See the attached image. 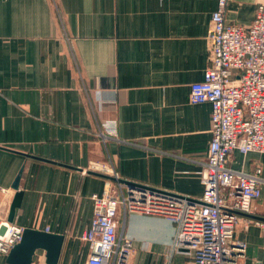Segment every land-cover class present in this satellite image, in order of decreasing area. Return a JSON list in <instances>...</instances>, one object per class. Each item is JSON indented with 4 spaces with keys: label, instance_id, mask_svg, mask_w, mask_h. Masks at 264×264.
I'll list each match as a JSON object with an SVG mask.
<instances>
[{
    "label": "crops",
    "instance_id": "crops-1",
    "mask_svg": "<svg viewBox=\"0 0 264 264\" xmlns=\"http://www.w3.org/2000/svg\"><path fill=\"white\" fill-rule=\"evenodd\" d=\"M262 1L229 0L226 22L250 24ZM216 2L0 0V221L63 234L57 264H85L89 247L79 236L93 216L90 196L108 183L84 170L90 160L198 200L211 105L188 94L209 65ZM103 123L114 127L104 142ZM229 166L262 170L251 221L239 220L234 239L246 245L237 264H264V226L252 221L264 218V153L235 150ZM117 220L134 246L131 264L142 252L165 253L173 239L163 217L120 209ZM33 260L45 264L44 251Z\"/></svg>",
    "mask_w": 264,
    "mask_h": 264
},
{
    "label": "built area",
    "instance_id": "built-area-1",
    "mask_svg": "<svg viewBox=\"0 0 264 264\" xmlns=\"http://www.w3.org/2000/svg\"><path fill=\"white\" fill-rule=\"evenodd\" d=\"M229 0H217L210 16L209 65L190 84L191 103L211 105V139L201 161L203 191L198 200L120 181L110 161L90 160L85 171L108 176L101 193H92L93 216L79 236L89 247L85 264H129L133 243L118 230V213L155 215L174 224L170 251L162 264H237L245 242L234 239L241 216L252 215L261 193V168L245 172L229 166L235 150L264 153V0L246 26L225 20ZM114 127L103 123L102 142ZM253 222L264 226L257 218ZM246 226V225H245ZM123 227V225H122ZM23 227L0 221V259L20 241ZM182 254V261L174 256ZM31 264H40L33 260Z\"/></svg>",
    "mask_w": 264,
    "mask_h": 264
},
{
    "label": "water",
    "instance_id": "water-1",
    "mask_svg": "<svg viewBox=\"0 0 264 264\" xmlns=\"http://www.w3.org/2000/svg\"><path fill=\"white\" fill-rule=\"evenodd\" d=\"M120 181L127 183L129 186L139 184L123 179H120ZM175 195L181 196L179 194ZM18 198L19 195L12 202L11 212L17 206ZM63 239V234L26 227L23 229L20 241L7 253L5 262L7 264H31L36 250L40 249L44 251L45 264H57Z\"/></svg>",
    "mask_w": 264,
    "mask_h": 264
},
{
    "label": "rangeland",
    "instance_id": "rangeland-1",
    "mask_svg": "<svg viewBox=\"0 0 264 264\" xmlns=\"http://www.w3.org/2000/svg\"><path fill=\"white\" fill-rule=\"evenodd\" d=\"M140 214H142V213H140ZM150 216H152V215H150ZM153 216H155V215H153ZM158 217H160V216H158ZM240 219L241 220H245V219H243L241 217H240ZM238 224H241L242 225V223H240V221H238L237 225ZM235 231H236V229H235ZM235 231H234V237H235ZM157 251H160L161 252V250H157V248H155L154 250H151L149 252L148 251L147 252H142V255L144 256V260H142V262H140L139 264H162L164 262V260L168 256V253L170 251V246L167 247V251H165V253L163 252V254L161 252L160 255H156ZM134 254H135V250H134V246H133V250H132V253H131V257H130V260H129V264H131V259H132V256Z\"/></svg>",
    "mask_w": 264,
    "mask_h": 264
},
{
    "label": "trees",
    "instance_id": "trees-1",
    "mask_svg": "<svg viewBox=\"0 0 264 264\" xmlns=\"http://www.w3.org/2000/svg\"><path fill=\"white\" fill-rule=\"evenodd\" d=\"M255 218H257L260 221H264V218H262V217L255 216Z\"/></svg>",
    "mask_w": 264,
    "mask_h": 264
}]
</instances>
